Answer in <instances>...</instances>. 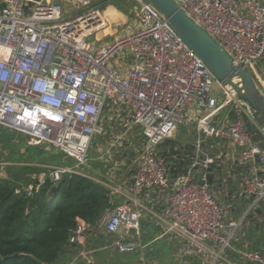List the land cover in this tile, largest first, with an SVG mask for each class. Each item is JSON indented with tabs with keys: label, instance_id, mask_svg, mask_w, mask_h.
I'll list each match as a JSON object with an SVG mask.
<instances>
[{
	"label": "built area",
	"instance_id": "obj_1",
	"mask_svg": "<svg viewBox=\"0 0 264 264\" xmlns=\"http://www.w3.org/2000/svg\"><path fill=\"white\" fill-rule=\"evenodd\" d=\"M61 1L78 12L64 16L53 0H0V129L20 132L27 144L52 146L72 159L74 165L49 167L47 176L56 182L65 173L84 174L78 167L86 163L95 135L115 131L110 146L122 145L124 136L138 128L142 144L128 194L106 182L113 194L125 197L98 223L113 236L114 250L144 247L138 197L164 189L166 205L158 217L164 231L228 263L225 249L243 263L264 264L261 250L231 247L245 214L264 204V135L256 126L258 133L247 127L244 107L146 0H131L138 6L134 24L114 23L120 32L100 45L88 38L112 26L105 10L90 6V0ZM177 2L237 62L255 70L263 60L264 0ZM104 113L114 124L105 125ZM180 125H193L199 137L186 171L172 177L156 148ZM210 140L240 147L237 163L253 167L237 194L250 198L247 210L227 223V212L208 183L216 156L200 153ZM4 164L0 161V167ZM43 181L41 176L24 186L26 195L37 192ZM90 229L79 222L70 242L84 246Z\"/></svg>",
	"mask_w": 264,
	"mask_h": 264
},
{
	"label": "trees",
	"instance_id": "obj_2",
	"mask_svg": "<svg viewBox=\"0 0 264 264\" xmlns=\"http://www.w3.org/2000/svg\"><path fill=\"white\" fill-rule=\"evenodd\" d=\"M246 123L250 130L257 131L250 120L246 119ZM156 149L165 158L169 174L175 177L186 171V160L194 156L195 145L190 139L171 137ZM39 154L44 153L40 151ZM28 165L24 163L18 169L7 166L8 177L0 178V264H68L73 257L77 259L76 264H84L80 251L95 247L97 243L87 238L81 246L71 243L69 238L79 222L87 223L97 231L101 217L118 203L117 195L104 179H97L92 173H65L56 182L46 175L39 190L26 195L23 187L36 181L24 171L30 168ZM211 168L210 187L213 183ZM228 184L230 181L225 184L230 192L227 197L231 195L232 187ZM107 237L111 243V234ZM231 245L264 250V204H257L245 214ZM222 256L243 263L232 249H225Z\"/></svg>",
	"mask_w": 264,
	"mask_h": 264
},
{
	"label": "rangeland",
	"instance_id": "obj_3",
	"mask_svg": "<svg viewBox=\"0 0 264 264\" xmlns=\"http://www.w3.org/2000/svg\"><path fill=\"white\" fill-rule=\"evenodd\" d=\"M57 3H59L63 9V15L68 16V15H74L78 11H74L70 9L69 4L66 2H62L61 0H53ZM106 0H90V6L91 5H98V7L104 9L102 6V3L104 4ZM108 2H111L110 4L114 5L119 11L121 12H126L130 15H132V12L134 9H136L138 6L136 3H134L131 0H110ZM107 2V3H108ZM66 11V12H65ZM115 11L113 9H108L105 11V14L109 16H113ZM124 28V26H123ZM116 32H120V27L116 28ZM113 34L114 33H107L104 35L103 38L98 37V33H93L88 39L93 41L95 45H100L102 43H106L111 41L113 39ZM263 66V72H264V57L261 62ZM249 69L255 78L256 83L260 87V90L263 92L264 90L262 89L263 86L260 83V79L257 76L254 67L249 65ZM262 82V81H261ZM215 90V87H214ZM264 94V92H263ZM223 112L220 113L219 118L222 117ZM108 113H104L103 119L105 120V125H111L114 124L113 120H108ZM183 127V128H182ZM110 131V130H109ZM104 132V134H97L93 137L91 140L90 146L88 148L87 152V161L84 165H81L78 167V169L81 172H89L96 170L97 172L99 171L100 173L102 172L104 166L103 162L100 161L99 158H101V150H106L109 149V152L106 154H103V157H111L113 158V168H114V175L112 176V180L115 177L119 181L124 179H130L132 177V174L134 173L135 170V161L138 160L139 157V149H137L136 154H135V143L133 140L130 138H127V136H124L122 145H114L110 146L112 142H114L116 139L114 138L115 136V131L114 133L111 134L110 132ZM172 137H178L181 140H186L190 139L192 143L197 140L199 135L197 134V131L193 125H180L178 126L177 130L174 132ZM120 147V149H118ZM219 147L222 148L223 150H226L228 147L226 144L219 143ZM43 151L44 154H39L38 152ZM200 153L204 154H213V148L209 146L208 144L203 143L201 148H200ZM99 154V155H98ZM223 157V156H222ZM220 158L217 162V166H214L212 169V174H213V183L211 184V189L217 199V201L224 207L225 211L227 212V218H225V222L231 220H237V218L240 216V214L244 211V208L247 209L248 204L239 206V211L238 214L236 215H230L228 207L231 204L229 200H227V196L229 195V190L225 187V184L228 181H233L231 180V174L228 172V161L225 160L224 158ZM0 161L2 162H7L6 164L3 165V167H0V178H6L8 177L7 174V166H12V164H9V161L16 162L18 163L16 165V169L20 167L22 164L25 163L29 164L30 168L25 169L24 171L29 173L32 178L38 179L40 176L43 178L47 175L49 167L53 165H74L75 162L64 156L62 153H60L57 149L55 148H50L49 146H43V145H28L27 144V137L17 131L10 130V129H5L1 128L0 129ZM25 161H28L26 163ZM9 162V163H8ZM22 167V166H21ZM32 167V168H31ZM95 171V172H96ZM98 174V173H97ZM99 179V178H98ZM105 180V179H104ZM106 182H110L105 180ZM240 187L237 185H232L231 187V196L230 197H238V191ZM237 202V199H235ZM234 200V202H235ZM241 203V202H240ZM242 207V208H241ZM144 212V211H143ZM145 217H147L145 215ZM142 234H141V240H142ZM110 240H113V237L110 238ZM183 240V239H182ZM185 241V240H183ZM112 242V241H111ZM176 240L170 238L168 239H161L158 243L155 242L153 245L155 246H164L161 249V254H169V252L173 255V257L177 260L180 259L183 256V251H180L178 249V243ZM186 242V241H185ZM180 245H184L185 243L181 242L179 243ZM232 248H235L233 245H231ZM146 252V251H145ZM245 264V263H243ZM248 264V263H246Z\"/></svg>",
	"mask_w": 264,
	"mask_h": 264
},
{
	"label": "crops",
	"instance_id": "obj_4",
	"mask_svg": "<svg viewBox=\"0 0 264 264\" xmlns=\"http://www.w3.org/2000/svg\"><path fill=\"white\" fill-rule=\"evenodd\" d=\"M108 1L110 0H106L104 6L102 7L103 8L105 7L104 8L105 11L110 8L115 11L113 16H109L106 14L112 26L103 31H100L98 33L99 38H103L104 35H106L107 33H114L113 34L114 36L117 33L114 23H118L122 27L123 26L125 27L127 25L132 26L134 24L133 13L132 15H130L126 12L125 13L121 12L114 5L110 4L111 2H108ZM261 62L262 60L256 66L255 72L260 79V83L262 84L264 83V72H263V66ZM130 137L135 143V154H136L137 149H140L141 144H142V136L140 134L139 129L135 127L132 131H130L127 134V138H130ZM195 142L196 140L193 142L194 145H195ZM204 143L208 144L209 146L213 148V154L211 155L216 156V162L214 165L211 166L212 167L211 169H213L214 166H217L218 160L223 156L222 158L228 161L227 169H228V172H230L231 174L230 175L231 180H233L232 182L230 181V184H228V187L234 184L240 187L241 182H242V177L244 175L250 174L253 171V167L250 164H238L237 163L241 148L240 147L233 148L229 143L223 142V141H217V140L205 141ZM219 143L226 144L228 146L226 150H223L222 148H220ZM100 152H101V158L99 159L100 161L103 162V166H104L102 172L100 173L99 171L97 172L96 170H94V171H90V173L89 172H84V173H87V174L92 173L91 175H93L97 179L102 178L107 181H110L112 186L118 187L122 191L127 192L128 194V191L130 190V187H131V177L130 179L123 178L122 181L121 180L119 181L118 179L114 177L112 180V176L115 174L114 168H113V164H115V162H113V158L111 157H103L104 156L103 149ZM9 162H8L9 164L18 166L17 165L18 163L16 162H11V161ZM136 162L138 161L136 160L135 163ZM136 166H137V163L135 164V169H136ZM167 194H168L167 190H164V189H149V190L143 191L138 197L137 209L140 214V218H139V221H140V231H139L140 235L139 236L140 237L139 238L141 240V234H142L143 236H142L141 242L144 245V247L141 250L138 249L134 252L119 253L115 251L114 248L112 247V242L108 243V240H107L108 233H106L99 226L97 229H95L97 231H94V229L91 227V229L88 232V239H92L90 240V242L94 241L97 244L95 247H90L84 250L85 251V255L83 256L85 260L84 264H215L217 260L222 261V262L219 261V264H241L237 262H232L230 259L229 261L231 263H228L227 261H224L221 257L216 258L215 257L216 254H214L212 251L208 252L207 254L198 253L193 247L188 245L182 239L173 235V233L164 231V227L158 217L160 216L163 208L166 205ZM230 196L227 197V200L231 202V204L229 205L230 207H228L230 215L238 214L239 206L242 205V207H244V205H247L249 203L248 202L246 204V201L250 199L248 196L236 197V198L230 197ZM115 199L118 203H120L125 199V197H121L117 195ZM235 199H237V202ZM246 210L247 209L244 208V211L240 214V216L237 219H240L245 214ZM145 215L147 217H145ZM261 219L263 220V218ZM170 238L176 240L177 242L175 243H178L177 244L178 249L180 251H183V256L178 260L177 258L175 259L170 252L168 255L167 254L159 255L161 252V249L164 246L160 245L159 247L158 246L154 247L153 245L155 242L158 243L161 239L170 240ZM180 241L185 244L180 245L179 244ZM197 255H201V257ZM76 262H77L76 257L75 258L73 257L72 261L68 264H76Z\"/></svg>",
	"mask_w": 264,
	"mask_h": 264
},
{
	"label": "water",
	"instance_id": "obj_5",
	"mask_svg": "<svg viewBox=\"0 0 264 264\" xmlns=\"http://www.w3.org/2000/svg\"><path fill=\"white\" fill-rule=\"evenodd\" d=\"M146 1L163 16L187 47L203 62L215 81L227 88L244 107L250 121L264 135V94L249 67L237 62L179 5L177 0ZM120 130L123 131L122 128ZM198 183L203 184V181Z\"/></svg>",
	"mask_w": 264,
	"mask_h": 264
}]
</instances>
